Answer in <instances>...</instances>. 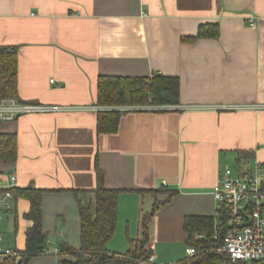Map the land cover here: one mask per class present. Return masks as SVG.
Masks as SVG:
<instances>
[{"label": "crops", "instance_id": "1", "mask_svg": "<svg viewBox=\"0 0 264 264\" xmlns=\"http://www.w3.org/2000/svg\"><path fill=\"white\" fill-rule=\"evenodd\" d=\"M204 24L218 36L191 39ZM0 45L18 48L17 101L59 107L0 119L16 139L15 159L0 158V196L44 190L46 249L31 264L73 260L59 246H80L78 202L94 214L96 163L119 191L110 251L125 252L155 199L174 192L148 224L155 264L191 256L183 220L213 216L225 168L247 160L264 176V0H0ZM155 72L178 78V103L129 105L116 131L98 133V77ZM6 200L0 232L22 250L29 202Z\"/></svg>", "mask_w": 264, "mask_h": 264}, {"label": "trees", "instance_id": "2", "mask_svg": "<svg viewBox=\"0 0 264 264\" xmlns=\"http://www.w3.org/2000/svg\"><path fill=\"white\" fill-rule=\"evenodd\" d=\"M218 24H204L199 27L196 36L216 37ZM18 48L15 45H0V101L18 98L17 82ZM97 104L99 105H175L179 100V80L176 76H167L155 72L149 76H106L97 81ZM118 110H100L97 112V132L116 131L120 118ZM16 157V139L13 134H0V158L13 160ZM97 181L92 192L95 196V210L78 202L80 217V246L73 248L62 242L61 254L71 255L73 260H63L64 264H155L152 262V250L149 248L148 224L155 211L169 201L174 192L168 193L164 200L155 199L152 209L140 219L141 234L130 240L129 248L123 253L110 251L108 241L113 237L117 220V198L119 191L107 188L103 182V171L95 165ZM10 191L14 199L24 198L29 202L23 217L31 222L25 230V246L18 250L19 256L0 258V264H31L33 256L45 252L46 236L42 231L43 189L32 185L12 186ZM75 195L78 191L74 190ZM156 192V191H154ZM186 241L196 253L179 264H222L228 261L224 253L215 249L222 245L227 224L223 222L217 237L214 238V217L209 215H189L183 220ZM235 264H264V260L238 261Z\"/></svg>", "mask_w": 264, "mask_h": 264}, {"label": "built area", "instance_id": "3", "mask_svg": "<svg viewBox=\"0 0 264 264\" xmlns=\"http://www.w3.org/2000/svg\"><path fill=\"white\" fill-rule=\"evenodd\" d=\"M249 22L253 24L251 19ZM58 108L37 103L18 102L13 98L2 99L0 101V119L11 120L21 114L46 112ZM132 108L138 107L129 105L93 107L94 110L118 111ZM241 164L243 167L247 166L249 162L243 160ZM10 180L13 183L15 177L10 176ZM212 193L215 201L214 238L217 237L223 222L227 224L225 239L222 245L215 249L228 257V261L222 264L264 260V176L243 168L234 174L227 167L219 175ZM11 197L10 191H5L0 196V204H2L3 209H10L11 204L6 199ZM186 252L193 255L196 250L193 246H189L186 248ZM18 256L19 252L16 248L4 244L3 235L0 232V258H18Z\"/></svg>", "mask_w": 264, "mask_h": 264}, {"label": "rangeland", "instance_id": "4", "mask_svg": "<svg viewBox=\"0 0 264 264\" xmlns=\"http://www.w3.org/2000/svg\"><path fill=\"white\" fill-rule=\"evenodd\" d=\"M144 106H146V107H161V105L160 106H152V105H144ZM242 167V164L241 165H238V164H236V163H234L233 162V165L231 166V168H230V170L234 173V174H236V173H238L239 172V170H240V168ZM251 168L252 169V165L250 164V165H247V166H243V169H247V168ZM146 202V201H145ZM143 209H144V212H147V211H149L150 210V207L147 205V203H145L144 205H143ZM1 222H0V227H1ZM0 230H1V228H0Z\"/></svg>", "mask_w": 264, "mask_h": 264}]
</instances>
